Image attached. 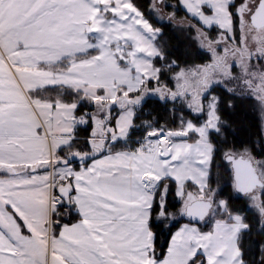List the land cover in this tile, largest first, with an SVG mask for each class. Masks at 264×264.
I'll list each match as a JSON object with an SVG mask.
<instances>
[{
	"label": "rangeland",
	"instance_id": "374dc122",
	"mask_svg": "<svg viewBox=\"0 0 264 264\" xmlns=\"http://www.w3.org/2000/svg\"><path fill=\"white\" fill-rule=\"evenodd\" d=\"M233 1L150 0V9L157 20L170 22L179 29L192 27L197 45L210 54L207 62L174 71L170 75V87L165 82H156L159 67L154 60L161 56L157 43L160 28L153 27L131 0H0V83L3 86L13 91L18 88L14 76L4 67L5 57L18 74L23 65V70L30 71L29 78L39 83L51 78L52 84L65 83L58 86L86 85L84 90L78 86L72 88L80 92L79 102L102 111L101 119L93 120V135L103 134L106 129L105 118L102 120L105 113H114L123 103L118 109L120 119L130 118L147 95L168 99L174 104L179 102L193 115L205 112V118L199 122L190 118L182 121L183 135L189 138L180 142L174 164L178 178L175 191L181 202L177 209L163 211L165 189L159 188L157 219L169 225L184 217L186 203L195 198H209L213 209L205 230L211 233L210 241L199 235L183 240L175 238L168 264H182L187 256L191 259L197 254L202 255L204 264H242L238 237L247 227L243 215L227 212L225 200L217 196L219 185L208 188L212 156L209 134L218 131L220 125L218 95L210 91L211 87L221 86L232 93L253 96L258 103L264 136V52L260 49L264 36L254 46L249 41L246 47L238 48L240 53L235 52L237 41L231 29L229 10ZM258 1L243 0L235 6L247 24L243 22L246 35L257 33L249 25V15ZM178 9H183L188 16L178 14ZM238 25L240 29V20ZM212 27L217 30L211 35ZM248 36L251 39L252 36ZM52 61L56 64L47 66L59 67L55 76L45 72L42 66ZM20 77L25 83V76ZM150 79L154 80L152 84H149ZM164 130L170 129L149 130L138 145H145L146 140L157 138ZM167 137L170 139L171 135ZM95 145L100 148L101 142ZM227 152L249 154L247 149ZM252 159L264 179V158ZM263 193L264 189L254 190L245 198L259 213L264 226ZM56 196L58 202L67 201ZM217 213L221 217H216ZM50 257L49 253L48 259Z\"/></svg>",
	"mask_w": 264,
	"mask_h": 264
},
{
	"label": "crops",
	"instance_id": "0c3cea01",
	"mask_svg": "<svg viewBox=\"0 0 264 264\" xmlns=\"http://www.w3.org/2000/svg\"><path fill=\"white\" fill-rule=\"evenodd\" d=\"M243 22L240 17L237 49L249 41L254 46L264 36V27L251 22L257 33L246 35ZM4 61L18 88L13 91L0 83V264H168L175 238L199 235L210 241L206 227L183 220L173 230L164 256L154 255L150 211L162 179L170 178L178 185L175 159L180 142L189 138L183 135V128L164 130L166 136L171 135L169 143L157 140L111 149L116 141L128 139L133 124V112L130 118L120 119L122 103L114 113L103 116V134L93 135L91 130L86 137L88 147H78L76 128L91 122L93 129V120L101 119L102 111L85 109L76 114L77 102L39 93L41 88L65 83L52 84L51 78L39 83L29 78L30 71L23 70V65L18 74L7 57ZM43 64L45 72L57 75V65L47 66L56 64L54 61ZM97 142H101L100 148ZM87 148L89 151L83 150ZM63 186L70 187L65 203L56 199ZM161 187L165 202L167 182ZM157 198H161L159 193ZM159 210L160 206L155 219L165 225L157 219ZM69 211L75 214L71 220ZM189 260L187 256L182 264Z\"/></svg>",
	"mask_w": 264,
	"mask_h": 264
},
{
	"label": "trees",
	"instance_id": "16d2710c",
	"mask_svg": "<svg viewBox=\"0 0 264 264\" xmlns=\"http://www.w3.org/2000/svg\"><path fill=\"white\" fill-rule=\"evenodd\" d=\"M131 2L153 27L160 28L157 43L161 56H156L154 60L155 65L159 67L156 82H165L167 86L172 87L170 75L178 68L210 60V54L201 49L192 37L194 33L192 27L179 29L175 28L170 22L157 20L150 9V0H131ZM242 2L243 0H234L229 5L232 17L231 29L236 41L239 39L238 24L240 17L235 10V6ZM177 12L178 14H187L183 9H178ZM216 30L215 27H212L209 32L212 35ZM153 81V79H150L149 84H152ZM210 91L218 95L217 109L220 125L218 131H211L209 134L212 143V156L209 166L208 188L211 189L219 185L217 196L225 200L227 212L243 215L247 227L241 230L238 245L244 264H264V226L261 224L260 215L248 205L245 196H241L234 191L231 169L223 158L226 151H241L243 149H247L253 158H264V136L258 103L251 95L232 93L221 86H213ZM39 93H43L50 99L60 97L66 101L77 102L76 114H82L85 109H93V105L79 102L80 92L72 87L64 85L45 87L41 88ZM173 104L170 100H162L158 96H145L135 107L133 124L128 139L116 141L111 145V149L134 148L138 145L139 139L151 129L177 130L183 128L182 121L186 118H190L195 122L205 118V112L202 115H193L181 103L177 102L172 107ZM91 126L92 123L87 122L85 126L76 128L75 135L78 137V139H75L77 140L76 146L81 147L82 144V146L88 147L86 137L91 135ZM83 150H88V148ZM164 182H167L168 186L165 209L175 210L181 202L175 191V182L170 178L162 179L155 190V198L149 218L150 228L154 232L153 247L156 258L164 256L173 230L180 222L187 220L182 217L164 227L165 225L161 221L155 219V213L159 209L157 193ZM262 200L264 204V193L262 194ZM62 211L63 214L66 213L65 206H62ZM68 215L70 220L75 217V214L70 211ZM216 217L221 216L217 213ZM208 224V222H205L201 226L205 228ZM202 258L201 254H197L189 260L188 264H204Z\"/></svg>",
	"mask_w": 264,
	"mask_h": 264
},
{
	"label": "water",
	"instance_id": "95a60500",
	"mask_svg": "<svg viewBox=\"0 0 264 264\" xmlns=\"http://www.w3.org/2000/svg\"><path fill=\"white\" fill-rule=\"evenodd\" d=\"M250 22L257 28L264 26V0L258 1L250 14ZM223 158L230 165L233 189L239 195L246 196L264 185L256 162L250 154L228 152L224 154ZM58 192L62 198H67L70 194V187L63 186ZM212 209L211 199L195 198L185 204L184 217L191 223L202 224L210 218Z\"/></svg>",
	"mask_w": 264,
	"mask_h": 264
},
{
	"label": "built area",
	"instance_id": "2783aa9c",
	"mask_svg": "<svg viewBox=\"0 0 264 264\" xmlns=\"http://www.w3.org/2000/svg\"><path fill=\"white\" fill-rule=\"evenodd\" d=\"M159 141L160 143H165V142H170V140L171 139H169L165 134H159L158 136H157V138H153V139H151V140H146L145 142H144V144L146 145V144H148V143H152L153 141Z\"/></svg>",
	"mask_w": 264,
	"mask_h": 264
},
{
	"label": "flooded vegetation",
	"instance_id": "af4514ba",
	"mask_svg": "<svg viewBox=\"0 0 264 264\" xmlns=\"http://www.w3.org/2000/svg\"><path fill=\"white\" fill-rule=\"evenodd\" d=\"M256 5H257V4H256ZM256 5H255V7H256ZM255 7H254V8H255ZM254 8H253V10H254ZM253 10H252V11H253ZM250 14H251V13H250ZM249 18H250V15H249ZM263 27H264V26H263ZM260 49L262 50V53H263V52H264V45H263ZM260 49H258V51H260ZM236 51H237L238 53H240L239 49H237V48L235 49V52H236ZM263 180H264V179H263ZM262 189H264V185H263L262 187H260V188L255 189V190L260 191V190H262Z\"/></svg>",
	"mask_w": 264,
	"mask_h": 264
},
{
	"label": "bare ground",
	"instance_id": "6f19581e",
	"mask_svg": "<svg viewBox=\"0 0 264 264\" xmlns=\"http://www.w3.org/2000/svg\"><path fill=\"white\" fill-rule=\"evenodd\" d=\"M163 154V152H161Z\"/></svg>",
	"mask_w": 264,
	"mask_h": 264
}]
</instances>
